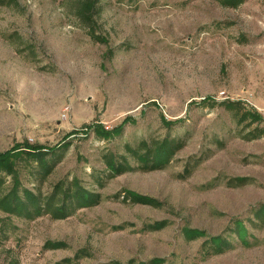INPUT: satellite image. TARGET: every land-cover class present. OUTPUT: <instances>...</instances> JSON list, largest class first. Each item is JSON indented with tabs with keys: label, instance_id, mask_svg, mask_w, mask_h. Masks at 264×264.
<instances>
[{
	"label": "rangeland",
	"instance_id": "obj_1",
	"mask_svg": "<svg viewBox=\"0 0 264 264\" xmlns=\"http://www.w3.org/2000/svg\"><path fill=\"white\" fill-rule=\"evenodd\" d=\"M81 1L0 0V154L59 148L48 178L22 169L23 186L77 178L102 201L64 219L0 211V264H264V137L244 139L220 105L242 101L264 128V0H99L105 43ZM166 137L183 143L166 168L106 179L103 155ZM218 237L231 247H210Z\"/></svg>",
	"mask_w": 264,
	"mask_h": 264
},
{
	"label": "trees",
	"instance_id": "obj_2",
	"mask_svg": "<svg viewBox=\"0 0 264 264\" xmlns=\"http://www.w3.org/2000/svg\"><path fill=\"white\" fill-rule=\"evenodd\" d=\"M222 6L238 8L246 0H216ZM99 0H82L79 9V18L81 22L89 29V33L96 42L105 43V40L99 36L95 30V15L98 14ZM206 104V103H204ZM228 110L237 124L242 128L250 129L243 134V138L254 140L264 137V128H259L263 121L261 115L255 110H248L244 107L242 101L225 100L220 103ZM212 106H214L212 104ZM246 125V126H245ZM120 130H116L112 134L105 131H97V135L103 139L120 137ZM247 131V130H246ZM68 145V144H67ZM66 145V146H67ZM183 143L173 140L169 137L164 139H153L151 141L143 140L137 146L131 144L124 145V154L117 155L108 152L103 155L104 163L107 167L106 179H112L123 175L127 172L136 170L154 171L166 168L177 152L182 148ZM61 149L52 148H35L31 145L18 144L12 150H8L0 154V211L25 218H37L44 215H51L55 219H64L74 214L77 209L96 206L102 201V194L89 190L82 186L81 182L74 178L69 183L59 182L49 194L42 191L35 192L32 189L23 186L20 179V171L27 170L30 176L37 180L44 181L54 171L59 158ZM135 162L136 166L132 164ZM189 171V170H188ZM10 177V182L6 178ZM245 178H238V181L244 182ZM105 183V178L98 180V185ZM236 183V182H234ZM236 185H241L236 183ZM122 201L152 204L153 199L147 200L146 197H133L124 193ZM255 225H264V205L260 206L256 211ZM241 242H245L247 234H244L240 228H235ZM194 238V237H193ZM62 243L50 244V248H60ZM210 247L223 251L231 247L227 240L221 237L214 239ZM211 249V248H209ZM155 260L149 262H141L138 264H155ZM118 264V263H110ZM129 264H137L130 262Z\"/></svg>",
	"mask_w": 264,
	"mask_h": 264
}]
</instances>
